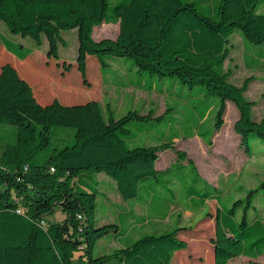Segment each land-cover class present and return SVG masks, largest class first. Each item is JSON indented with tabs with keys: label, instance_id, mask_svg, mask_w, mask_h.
Masks as SVG:
<instances>
[{
	"label": "trees",
	"instance_id": "trees-1",
	"mask_svg": "<svg viewBox=\"0 0 264 264\" xmlns=\"http://www.w3.org/2000/svg\"><path fill=\"white\" fill-rule=\"evenodd\" d=\"M0 22L34 41L32 47L2 40L18 60L29 59L47 39L48 56L59 62L63 35L71 30L79 45L74 65L85 83L94 61L106 85L167 99L162 114L130 108L121 117L95 99L42 104L20 71L3 64L0 123L16 127V140L0 157V264H172L189 249L182 235L195 230V224L182 225V214L175 217L172 207L190 201L199 210L208 200L218 203L209 238L214 264L264 254V175L251 188L235 186L225 198L198 173L204 190L195 196L185 167L197 168L185 152L166 171L156 166L179 138L209 142L224 125L228 103L241 115L235 126L240 151L264 156V121H254V103L245 98L253 78L236 86L226 67L236 32L247 61L264 66V0H0ZM104 22L119 24L116 39L94 40L93 28ZM116 70L135 80H111ZM58 127L73 130V141L70 133L55 140ZM42 152L46 158L39 162ZM102 174L128 202L130 209L120 213L128 219L118 214L116 222H98ZM137 205L145 210L140 216ZM57 211L64 218L51 221ZM172 213L173 227L162 228ZM206 215L212 217L209 210ZM107 234L119 248L96 257L95 247Z\"/></svg>",
	"mask_w": 264,
	"mask_h": 264
},
{
	"label": "rangeland",
	"instance_id": "rangeland-1",
	"mask_svg": "<svg viewBox=\"0 0 264 264\" xmlns=\"http://www.w3.org/2000/svg\"><path fill=\"white\" fill-rule=\"evenodd\" d=\"M118 2L119 0H112ZM119 33L118 23H101L96 25L92 30L94 40L116 39ZM234 34L231 43L230 59L226 62V67L232 72L230 81L241 87L246 79L253 78L249 85V90L245 93V98L254 103L252 109V118L254 121H264V66L251 65L245 58L246 50L242 43L241 36ZM66 45L60 44V61L56 62L48 56L47 39L40 47H35L34 54L26 61L12 60L8 57L7 50L2 44V40L9 39L14 43H24L26 46H35L34 41L27 37L22 38L20 35L12 34L4 22H0V68L3 64L10 62L20 71V75L25 78L33 87L38 100L42 103H50L54 99H59L63 103H84L88 100L95 99L103 105L104 108H111L115 111L117 117L126 114L130 109H139L142 112L155 111L162 114L166 110L167 99L165 96L157 93H146L134 88L121 89L106 85L101 77L99 67L94 61L88 65L87 83L84 82L78 68L75 66L72 70H64V63L68 62L74 65L78 55V38L73 31H66L63 35ZM10 55V54H9ZM133 61L132 59H128ZM67 64V63H66ZM108 73L110 69L106 70ZM114 77H109L114 81L119 75V79L130 78L135 80V76L122 77L118 70L115 71ZM108 82H111L110 79ZM116 80V79H115ZM232 104V103H231ZM227 104V113L224 118V125L221 129L214 131L209 142L200 136L186 139L179 138L175 141V146L171 150L160 155L157 162V170L166 171L177 160L178 152H185L196 165V169H192L188 164L185 169L187 173L191 171L193 178L192 189L195 196L202 194L203 180H198L199 176L214 188L223 190L226 194L233 190L234 186L243 184L246 189L256 185L257 177H263L264 173V156L246 157L239 149L238 133L236 132V123L240 120V112L233 104ZM195 119L192 123H195ZM140 124V123H139ZM208 127V124H205ZM184 130H189L188 126L183 124ZM205 130V128L203 129ZM55 140L60 135L70 133L71 142L74 138V131L63 127L57 128ZM16 127L0 123V157L6 144L14 143L16 140ZM208 136V133L205 134ZM260 141H263L260 139ZM259 150V149H258ZM46 158L45 152L38 157L39 162H43ZM198 171V172H197ZM199 173V176H198ZM107 175V174H106ZM102 174L100 180L103 185V192L97 199V219L98 222L110 220L116 222L115 217L123 210L128 209L127 203L116 189V184L111 180L110 176ZM263 197V196H262ZM226 199L222 197L220 204H224ZM218 204L216 201H208L204 210H194L191 206L188 208L172 207L174 216L181 213V223L185 225L195 224L194 232L185 236L189 249L183 253H177L172 264H214V256L210 248L209 238L214 232L215 215ZM206 210L212 214L208 217L204 214ZM135 213L140 216L145 213L141 207H136ZM49 215L51 221L62 220L64 215ZM58 214V215H57ZM121 217L128 219V215L120 214ZM172 216L162 224L171 226L173 222ZM103 218L107 220H103ZM124 218V219H125ZM140 219V218H139ZM138 219V220H139ZM173 227V225H172ZM113 234H107L102 240L98 241L94 255L100 256L114 252L119 246L113 240ZM229 264H264V254L258 258L250 259L247 256H239L233 259Z\"/></svg>",
	"mask_w": 264,
	"mask_h": 264
},
{
	"label": "crops",
	"instance_id": "crops-1",
	"mask_svg": "<svg viewBox=\"0 0 264 264\" xmlns=\"http://www.w3.org/2000/svg\"><path fill=\"white\" fill-rule=\"evenodd\" d=\"M237 35H239V36H241L240 34H237ZM234 37V36H233ZM232 37V38H233ZM241 38H242V36H241ZM231 43H232V41H231ZM242 43H243V46L245 47V43H244V39L242 38ZM231 46V45H230ZM245 49V48H244ZM7 53H8V57L9 58H11L12 60H15V61H17L18 59H16L13 55H11L8 51H7ZM10 54V55H9ZM34 54V53H33ZM245 58H246V60H247V57H246V54H245ZM252 63H254V62H251V60L249 61V64H251V65H253ZM73 66V65H72ZM75 66V65H74ZM141 91V90H140ZM42 103V102H41ZM42 104H46V103H42ZM228 104H231V103H228ZM232 105V104H231ZM235 106V105H234ZM226 117V116H225ZM156 166H157V164H156ZM210 185V184H209ZM212 186V185H211ZM235 187V186H234ZM234 187H233V190H234ZM232 190V191H233ZM221 191H223V190H221ZM229 192V193H225L224 192V197L226 198L227 196H229L231 193H233V192ZM208 201H215V200H208ZM207 201V202H208ZM207 202H206V205H207ZM217 202V201H216ZM192 204V202H190V201H188L186 204H182V205H179L178 207H185V208H188V207H190V205ZM218 204V203H217ZM206 205L205 206H202V208H200L198 211H201V210H204L203 208L205 207L206 208ZM127 207H128V209H130V207H129V205L127 204ZM136 207H140L139 205H137ZM136 209V208H135ZM205 215V214H204ZM173 216V213L166 219V220H168V219H170L171 217ZM181 219H182V217H181ZM175 221V218H173V222ZM174 224V223H173ZM172 224V225H173ZM182 225H185V224H182ZM185 236H183V238H184Z\"/></svg>",
	"mask_w": 264,
	"mask_h": 264
}]
</instances>
